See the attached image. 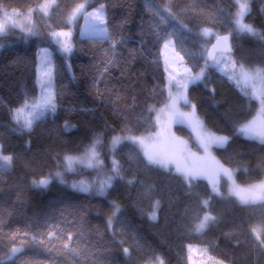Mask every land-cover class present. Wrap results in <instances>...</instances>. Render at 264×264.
<instances>
[{
    "label": "trees",
    "instance_id": "1",
    "mask_svg": "<svg viewBox=\"0 0 264 264\" xmlns=\"http://www.w3.org/2000/svg\"><path fill=\"white\" fill-rule=\"evenodd\" d=\"M42 1L0 0V14L27 13ZM84 2L56 0L47 16L35 11L39 32L35 36L16 28L0 36V153L13 156L11 167L0 171V264H146L156 258L163 264H188L189 245L206 248L226 264H264V249L255 241L256 230H264V201L236 200L227 195L226 180L220 182L219 194H213L201 176L189 185L171 169L149 164L129 139L111 149L114 137H141L157 129L155 111L169 101L160 40L167 33H174L173 44L193 73L205 65L206 46L213 42L204 36V28L219 36L233 32V58L251 68L264 67V0H251L244 18L258 35L233 31L235 0H92L87 9L103 4L108 32L120 41L114 53L111 40L80 37L78 31L70 54L60 53L50 33L66 29L68 13ZM166 7L176 21L161 20L157 12ZM183 24L187 29L179 26ZM41 48L52 51L56 110L29 131L13 120L12 112L37 94ZM109 59L112 64H107ZM187 96L208 131L230 137L228 145L213 148L212 155L231 171L235 184L243 187L263 180L264 143L237 132L254 115L256 102L214 68L207 69L202 81L189 85ZM175 132L189 137L183 125H176ZM97 137L100 172L112 173L115 157L123 176L104 196L73 190L59 178L51 179L47 189L33 187L34 180L57 172L63 181L93 175L82 169L68 175L63 162L66 155L83 154ZM157 200L160 207L154 209ZM204 200H209L208 208ZM113 204L119 205L115 235L106 228ZM80 209L86 211L73 220ZM154 210L155 221L150 219ZM206 211L217 220L194 233ZM68 220L74 227H67ZM57 223L65 232L82 233L76 245L80 255L63 250V241H48L47 226ZM118 223L130 227L120 228ZM260 236L264 238V232ZM17 247L23 251L14 256L11 249ZM123 247L130 255L123 254Z\"/></svg>",
    "mask_w": 264,
    "mask_h": 264
},
{
    "label": "snow or ice",
    "instance_id": "2",
    "mask_svg": "<svg viewBox=\"0 0 264 264\" xmlns=\"http://www.w3.org/2000/svg\"><path fill=\"white\" fill-rule=\"evenodd\" d=\"M250 3L251 0H235V5L237 6V12H236V19L234 21L235 28L233 31L237 34H243L248 33L251 35H258L256 30L249 24H246L243 22V19L245 15H247L250 12ZM87 3H80L76 6V8L73 9L72 13L69 16V21H74L77 19L78 16L83 15L86 27L81 32V35H87L89 37H99L102 39H109L112 41V50L114 53L115 46L117 43H120V41L114 40L112 36L108 32L107 28V20L105 18V6L103 4L100 5L98 9H93V11L89 12L86 10ZM14 12L16 10H13ZM167 13L165 16L164 14ZM46 14V9H45ZM158 15L161 16V20H167L170 19L172 21H176L177 17L173 13L172 9L170 7L163 8L157 12ZM179 24V22L177 21ZM181 28L187 29L188 25L183 24L179 25ZM4 30V25L0 24V31ZM31 29H29V32L31 33ZM203 33L205 35L210 34V29L204 28ZM53 37L59 38L64 37L65 40L57 39V43L60 44L61 49L65 53L71 52V47L67 43L68 37L71 36V31L64 32V31H53L51 33ZM174 35V33H167L165 36L160 37V40L163 44V47L165 49H168L170 46H172V50L174 53V56L176 58V62L183 66L184 62V56L181 55L180 51L176 50V47L173 45V41L171 37ZM233 35V32H230L228 35L219 36L217 35L216 43L212 45V49L209 51L208 55L212 58V61L215 65H223V71L225 72V75L228 76L230 80H235L238 84L243 81L245 84H251L252 85V91L245 92V95H250L253 98L259 99L261 102V105L264 106V87L261 88V90L258 92L256 85L257 83L264 86V67H255L251 68L246 66L243 62H239L233 58V44L230 42V37ZM261 39H264V36H261ZM182 50V49H181ZM47 54V50H43ZM113 60L109 59L107 61V64H112ZM207 61H205V65H207ZM107 64L105 65L104 70L107 71ZM167 71V69H166ZM42 74L43 76L48 77L47 80H41L40 81V87L43 91L42 98L40 100L33 99L31 102H29L28 99H25L23 105L13 112V119L20 124L21 128L31 130L34 123L36 121H39L46 112L51 111L55 112L56 110V101L55 97L51 92L52 84H51V63L46 62L44 65H42ZM180 75L177 73V75L169 74V100L171 102V108L172 116L176 119V122L182 123L185 120H188L194 128H202V125L200 121L195 116V105H191L193 111L191 113H185L180 112L177 109V105L180 102H183L184 104H190V101L188 100L186 96V89L188 87V84L195 83L196 81H199L204 76V68H201L198 73L195 75L192 74V69L188 67H184V73L180 78L178 79L177 76ZM174 82V83H173ZM176 88V94L173 95L171 88ZM214 91V90H213ZM119 98V97H117ZM262 111H264V108H262ZM67 129V125L65 126ZM237 132L246 136L250 139H259L261 143H264V128L258 129L255 126V121H250L248 123L243 124L237 129ZM121 139H129L134 143L140 144L144 148V155L147 158V161L149 164L158 165L163 168H167L170 163L176 164V171L178 173H181L186 182L191 185V182L196 179L202 171L205 170V166L203 165H197L195 163L188 164L184 163L181 164L180 160L174 155L170 154L166 150L161 151H155L153 150L152 146L149 144H146L143 139H140L138 137H114L113 144L119 143ZM230 141L229 136H215L210 135L206 133H202L200 137V143L201 146L207 151L209 148H211L213 145L224 148L228 145ZM100 143L99 138L97 137L94 142L89 145L85 149L84 157H74L70 155L64 156V161L67 163L68 171L72 170V163L74 161L79 162L81 164H86L87 167H94L97 165H101L103 162L100 160V153L97 151V145ZM13 163V156L12 155H3L0 153V171H3L4 169L10 167ZM218 164V162H217ZM219 172L231 176V172L224 168L223 165H218ZM62 173L57 172L55 175L51 178H45V179H39L34 180L33 187L37 189H47L48 185L51 183V179L59 178L61 177ZM123 179V176L121 175V165L118 160L113 157L112 160V175L107 176L103 181H100L98 184V187L96 188L97 194L104 195L108 188L112 187V182L114 180ZM63 182V181H62ZM128 183H132V181H128ZM73 189H79L83 192H90L92 189L88 186L76 185L73 184L71 186ZM260 187L264 188V184H262ZM215 189V185H214ZM217 194H219L217 190ZM236 195L239 196L242 203H249L255 202V200L260 199L264 200V196H254V197H245L240 195V192H236ZM203 206L205 208H208L209 206V200H204ZM160 207V201L157 200L154 205V209H159ZM113 214L107 218L106 222V228L108 230H113V235H115L114 231V221L116 220V212L119 211V205L113 204ZM86 211V209H80L76 215L73 217V220L77 219L80 215V212ZM64 213L61 212V217L63 218ZM150 219L155 221L157 219L156 211L154 210L150 216ZM73 220L67 221V227L72 228ZM217 220V217L211 215L210 212H205L203 215V219L200 221V223L197 225V230H203L206 227H208L211 223H214ZM49 228V231L47 232V238L50 243L54 242H60L63 241V250L67 251L69 254L73 255H80L79 252H77L76 245L81 242L82 240V233H80L78 230L74 233L73 231L69 230L65 232L61 229L60 223L57 224H49L47 226ZM117 227L124 228V227H130L123 223H118ZM256 246L264 249V238H261L259 234H256L255 236ZM85 244H88L90 246L89 241H83ZM123 242H121L122 244ZM240 242L237 240L236 244L238 245ZM71 245V246H70ZM19 249L12 248L11 252L13 254L17 253ZM123 254L125 256L130 255V250L128 247L122 248ZM95 255V253H93ZM160 264H163V261H160Z\"/></svg>",
    "mask_w": 264,
    "mask_h": 264
},
{
    "label": "rangeland",
    "instance_id": "3",
    "mask_svg": "<svg viewBox=\"0 0 264 264\" xmlns=\"http://www.w3.org/2000/svg\"><path fill=\"white\" fill-rule=\"evenodd\" d=\"M85 2L87 3V7H88V5L92 2V0H85ZM55 3H56V0H43L41 2V4L35 10L29 11L27 13H21L18 11H15V12L14 11H11V12L3 11L0 14V24L4 25V30L0 31V36L3 35L7 31L8 28H16L20 31H23V32H25L29 35H33V36L39 34L38 27H37V24H36L35 19H34V12L38 11V12L42 13L43 15L47 16L50 13V10L52 9V7L55 5ZM99 7H100V5L93 8V9H98ZM74 8H76V6ZM45 9H46V14H45ZM73 9L68 13L67 18H66V22H67L68 27L64 30H59V31H64V32L71 31V36L66 38L67 43L71 47V51H72V37L74 36L76 31L79 32L80 37L99 38V37H89L87 35H81V32L86 27V22H85L83 15L78 16L77 19L70 22L69 16L72 13ZM93 9L88 10L86 8V10L89 12L93 11ZM104 15H105V13H104ZM235 19H236V15H235ZM235 19H234V21H235ZM243 22L245 23L244 19H243ZM29 29L32 30L31 33L29 32ZM59 31H56V32H59ZM51 33H50V40L56 46V49L60 53H63L66 55L70 54V52L69 53L63 52L60 44L57 43V39L65 40V38L64 37H59V38L53 37L51 35ZM204 36H206L207 38H210L212 40H215L217 38L216 33L212 32L211 30H210V34H207V35L204 34ZM45 49L47 50V54L43 51ZM207 49H208V46H206L205 52H207ZM161 56H162L163 61H164L165 69H167V71H166L167 77H168V92L167 93H168V100H169V74L171 73L172 75H177V73H179L180 75L177 76V78L179 79L180 76H182L184 73V67H187V66L185 65L184 62H183V66H180L176 62V58L174 56L172 46H170L168 49H165L164 47H162ZM49 61L51 63V84H52L51 92L54 95L52 51L49 48H41V49H39V51L37 53V66H36L37 94L35 97L29 99V102H31L33 99L40 100L42 98L43 91L40 87V81L48 79V77L43 76V74H42V65H44L46 62H49ZM203 68H204V75H205L207 69L214 68L218 73H220L223 76L228 78V76L225 75V72L222 70L223 65L217 66L213 62V63H207V65H204ZM192 74L195 75L196 73L192 72ZM202 79L199 81H196L195 83L202 81ZM230 81L232 83H234V85L243 93H245V92L250 93L252 91V85L250 83L245 84L243 81H241L238 84L234 79L230 80ZM191 84H193V83L188 84V87ZM188 87H187L186 93H185L186 96H187V92H188ZM262 87H264V86L257 83L256 88H257L258 92L261 90ZM171 91H172L173 95L176 94V88L175 87H172ZM248 96L256 102L257 108H256L254 115L248 121L244 122L243 124L254 120L255 126L258 129L264 128V111H262V108H264V106L261 105V102L259 99L253 98L250 95H248ZM187 98H188V96H187ZM22 105L23 104H21L19 107H21ZM170 105H171V102L169 100L167 104H165L161 108H158L155 111V120H156V128H157L156 131L151 135H145V136H141L138 138L143 139L146 144L151 145L153 150H155V151L166 150L170 154H174L180 160L181 164H184L186 162L188 164L195 163L197 165L205 166V170L201 172V174L199 175L201 177H199V178L204 179L206 182H208L213 194H217V190L220 193L219 184L221 181L226 180L227 195L235 198L236 200H238L240 202H241V200H240L239 196L235 194L236 192H240V195L245 196V197H249V198L254 197V196H257V197L258 196H264V188L260 187L262 184H264V178H263V180L255 183V184H251V185H247V186H243V187H238L235 184V182L233 181L232 175L229 177L228 175L219 172L218 165H220V164L219 163L217 164V160L212 155V149L216 148L218 146L213 145L207 151H205V149L201 146L200 137H201L202 133L215 135V136H222V135H218V134H215L213 132L208 131L204 127L201 119L197 116L196 111H195V116L200 121L202 128H194L193 125L188 120H185L182 123L176 122V119L172 116L173 109L171 108ZM191 105H192L191 102H190V104H184L183 102H180L177 105V109L180 112L191 113L193 111ZM15 109H17V108H15ZM14 110H13V112H14ZM13 112H12V118H13ZM52 114H53V112L48 111L45 113L44 116L52 115ZM176 125L185 126V128L189 132V137H182V136L178 135L175 132V126ZM240 135H242V134H240ZM242 136H244V135H242ZM119 137H121V136H119ZM244 137L247 138L246 136H244ZM124 138H126V137H124ZM247 139H250V138H247ZM124 140L129 141L128 139H122V140H120L119 143H116V144H113V141H112L111 149L114 151V149L118 146V144H120ZM250 140L260 142L259 139H250ZM135 144L137 146H139V149L141 150L142 154L144 155V148L138 143H135ZM97 151H98V149H97ZM84 153L79 155V156H74V157H84ZM144 157H145V155H144ZM146 160H147V158H146ZM101 165H97L94 167H87L86 164H81L79 162L74 161L72 163V166H71L72 170L68 171L67 170L68 165L64 161L63 162V166H64L63 172L68 174V175L77 174L81 169L82 170H90V171H93L94 173L91 176L81 175V176H77V177H69L65 181H63L64 177L61 175V177H59V179H60L59 181H63V183L71 189H73L71 187L73 184H76V185L82 184L83 186L90 187L92 189V191L83 192V191H80L78 188L73 189V190L80 191V192L87 193V194H91V195L104 196L106 193L104 195H99V194H97L96 188L98 187V184L100 181H103L107 176L112 175V173H110V174L101 173L100 172ZM156 166H158V165H156ZM10 167H8L6 169H9ZM161 168H163V167H161ZM164 169H171L172 171L178 173L176 171V164L175 163H170L168 165V167L164 168ZM178 174L184 178V176L181 173H178ZM214 185H215V189H214ZM255 201H264V200L257 199ZM197 225L193 229L194 233L198 234V233H201L202 231L205 230V229L197 230ZM256 232L260 235L262 232H264V230L262 228H258L256 230ZM186 253H187L188 264H226L225 262H222V261L217 260L214 257L210 256L208 254L206 248H204V247L189 245V246H187ZM160 261H161L160 258H156V259H153V261H150L149 263H146V264H160Z\"/></svg>",
    "mask_w": 264,
    "mask_h": 264
},
{
    "label": "water",
    "instance_id": "4",
    "mask_svg": "<svg viewBox=\"0 0 264 264\" xmlns=\"http://www.w3.org/2000/svg\"><path fill=\"white\" fill-rule=\"evenodd\" d=\"M226 35H228V34H226ZM221 36H223V35H221ZM216 39L213 40V42L208 46V49H207V52H206V61L208 63H213L212 58L208 55V53L212 49V45L216 43ZM230 42H231V37H230ZM0 150H1V147H0ZM16 249H19V251L17 253L13 254L14 256L19 255L23 251L22 247H17Z\"/></svg>",
    "mask_w": 264,
    "mask_h": 264
}]
</instances>
